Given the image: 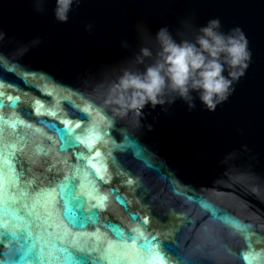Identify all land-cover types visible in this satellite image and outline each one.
I'll list each match as a JSON object with an SVG mask.
<instances>
[{
	"label": "water",
	"instance_id": "1",
	"mask_svg": "<svg viewBox=\"0 0 264 264\" xmlns=\"http://www.w3.org/2000/svg\"><path fill=\"white\" fill-rule=\"evenodd\" d=\"M40 6L0 0V230L16 233L0 264H264V0H80L67 23L56 0ZM214 18L252 52L227 102L114 117L109 85L148 41L137 25Z\"/></svg>",
	"mask_w": 264,
	"mask_h": 264
},
{
	"label": "clouds",
	"instance_id": "2",
	"mask_svg": "<svg viewBox=\"0 0 264 264\" xmlns=\"http://www.w3.org/2000/svg\"><path fill=\"white\" fill-rule=\"evenodd\" d=\"M80 0H56L54 17L67 23L69 14ZM37 10H42L43 0H36ZM88 30L91 25L87 26ZM138 35L144 41L129 63L111 81L105 105L110 106L114 117L124 118L134 113L136 124L147 107L168 106L183 101L189 111L196 108L199 100L204 109L215 112L235 93L236 85L246 75L252 61L249 40L240 27L223 30L219 18L194 27L189 21L181 22L174 34L162 26L150 33L145 25H137ZM6 34L0 31V42ZM39 40L32 42L38 45ZM122 46L129 47L126 41ZM27 47L17 49L23 55ZM151 129V126H149Z\"/></svg>",
	"mask_w": 264,
	"mask_h": 264
},
{
	"label": "snow or ice",
	"instance_id": "3",
	"mask_svg": "<svg viewBox=\"0 0 264 264\" xmlns=\"http://www.w3.org/2000/svg\"><path fill=\"white\" fill-rule=\"evenodd\" d=\"M8 99L11 100L12 98L8 97ZM3 103H4V99L2 98V94H0V105H2ZM79 127L80 126L77 125V128H79ZM63 128L70 129V130H72L74 132V130L71 127H69L68 125H64L61 129H63ZM75 140H79V136H75ZM79 142L83 143L82 140H79ZM92 167L95 168L96 165H92ZM17 176H18V174H16V176L9 177V179L6 181V183L7 184H11L14 187L16 185V183H17ZM62 179H63V181L66 184H71L73 181H76V182L79 183V179L77 177H75V176H65ZM129 182L131 183V181H129ZM52 204H53V201H52L51 197L49 198V200L45 201V206L46 207H50ZM203 206L207 210V212H208L210 217H212V218L217 217V215H218L217 211L214 210L210 205L204 204ZM85 211L88 212V213H91L93 215H98L99 206L98 205H94L92 209H85ZM49 214H51V213H49ZM137 219H139V217H137ZM223 219L227 220V217H224ZM134 231H136V230L134 229V230L130 231L129 234H128V241H129V244H130L131 247H135V245L137 244V236L132 234V232H134ZM15 236H16V233L11 231V230H8L7 224H4L2 226V230H0V243H3L6 239L14 238ZM120 239L121 240L123 239V235L122 234L120 236ZM154 243L156 244L157 247H160V252L163 253L164 248L162 247V245L164 244V242L154 239ZM141 246L142 247H146L147 246V240H145L144 244H142ZM77 251L85 252L86 250L77 249ZM149 251H152V250L149 249ZM20 255H21V258H23L24 253H21ZM245 259H247V257H245ZM75 264H80L79 259H77L75 261Z\"/></svg>",
	"mask_w": 264,
	"mask_h": 264
}]
</instances>
